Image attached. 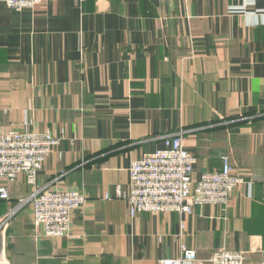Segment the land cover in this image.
I'll use <instances>...</instances> for the list:
<instances>
[{
  "label": "crops",
  "instance_id": "1",
  "mask_svg": "<svg viewBox=\"0 0 264 264\" xmlns=\"http://www.w3.org/2000/svg\"><path fill=\"white\" fill-rule=\"evenodd\" d=\"M264 0H0V128L63 137L36 186L86 196L63 237L45 236L27 202L2 236L10 264H160L181 247L264 260ZM180 135L193 178L227 154L229 204L131 217L128 168ZM0 216L32 191L8 184ZM108 196V197H105Z\"/></svg>",
  "mask_w": 264,
  "mask_h": 264
},
{
  "label": "built area",
  "instance_id": "2",
  "mask_svg": "<svg viewBox=\"0 0 264 264\" xmlns=\"http://www.w3.org/2000/svg\"><path fill=\"white\" fill-rule=\"evenodd\" d=\"M42 1L53 0H4L14 10L33 8ZM62 137L63 131L56 136L49 130L0 128V200H9L8 184L18 180L20 175L32 188L26 198L20 199L17 205L0 216V236L17 210L27 202L31 204L33 224L41 228L43 235H68L71 212L84 205L86 196L75 190L36 186L39 170ZM220 161L219 170L204 172L194 179L195 156L185 149L180 135L167 137L162 149L131 162L128 191L122 192L119 188L116 191L125 200L131 217L143 213L190 214L194 207L205 204L227 206L232 192L248 182L233 171L227 154H221ZM250 253L251 250L220 247L203 259L197 257L195 250L182 246L179 256L161 259L160 264H264V260L250 262ZM0 264H10L4 254L2 237Z\"/></svg>",
  "mask_w": 264,
  "mask_h": 264
}]
</instances>
